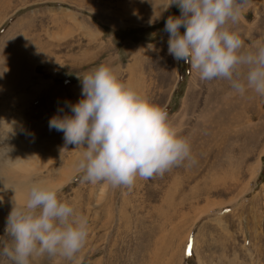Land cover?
<instances>
[{
  "label": "rangeland",
  "instance_id": "rangeland-1",
  "mask_svg": "<svg viewBox=\"0 0 264 264\" xmlns=\"http://www.w3.org/2000/svg\"><path fill=\"white\" fill-rule=\"evenodd\" d=\"M164 2L0 0V173L30 161L29 186L62 185L63 199L89 222L72 260L45 256L38 264H264V97L236 94L227 80L202 81L175 60L164 24L180 9L161 12ZM232 29L245 50L264 46V0H249ZM109 62L124 82L134 71L132 86L167 109L197 162L131 187L81 179L83 148L65 145L48 122L71 114L78 75ZM7 217L0 241L8 239ZM0 264L12 262L0 256Z\"/></svg>",
  "mask_w": 264,
  "mask_h": 264
},
{
  "label": "clouds",
  "instance_id": "clouds-1",
  "mask_svg": "<svg viewBox=\"0 0 264 264\" xmlns=\"http://www.w3.org/2000/svg\"><path fill=\"white\" fill-rule=\"evenodd\" d=\"M172 5L179 6L180 14L169 15L164 24L168 53L190 65L202 81L227 80L236 94L250 90L264 97V46L245 50L240 33L232 29L249 0H165L161 12ZM78 79L81 98L69 103L71 114L53 115L48 126L64 134L65 145L83 148L75 171L84 182L131 187L138 178L195 163L191 141L167 109L124 82L114 62ZM62 190V185L36 181L23 203L14 200L0 256L12 264H38L45 256L75 257L87 242L89 222L74 203L63 199Z\"/></svg>",
  "mask_w": 264,
  "mask_h": 264
},
{
  "label": "bare ground",
  "instance_id": "bare-ground-1",
  "mask_svg": "<svg viewBox=\"0 0 264 264\" xmlns=\"http://www.w3.org/2000/svg\"><path fill=\"white\" fill-rule=\"evenodd\" d=\"M23 72V71H22ZM21 72V73H22ZM129 77L126 79V82L132 86V81L134 80V71L132 74V71H129ZM122 79V78H121ZM123 80V79H122ZM14 86V85H12ZM138 86V85H137ZM135 86L134 88L136 90H139L138 87ZM229 91V90H228ZM226 92V91H225ZM224 92V94H225ZM143 93V92H142ZM227 95V94H226ZM146 96V94H144ZM221 97V96H220ZM228 98V97H227ZM221 99V98H220ZM232 100V99H231ZM228 111V110H227ZM205 115V114H204ZM205 117V116H204ZM208 120V119H207ZM198 122V120H197ZM204 122V121H203ZM199 123V122H198ZM197 123V124H198ZM195 134V133H194ZM24 142V141H23ZM207 149V148H206ZM222 151V150H221ZM20 152V151H19ZM228 153V152H227ZM18 157V156H17ZM230 158V157H228ZM27 159V157H26ZM199 161V160H198ZM33 162V161H32ZM31 162V163H32ZM195 162H197L195 160ZM15 163V162H14ZM5 167V166H4ZM33 164H30L26 161H22L20 159L18 162H16L14 165L7 167L6 170H2L3 172L0 173V182L4 181L5 186L13 187L15 188H7L4 190L3 194L0 195V224L3 222V220L7 217L6 213L9 211V209H12L14 205V200L17 204H21L24 202L27 190L29 188L30 178L34 174L33 171ZM178 167V166H177ZM3 169V166L1 167ZM181 169V168H180ZM225 175V174H224ZM208 176V175H207ZM213 176V175H212ZM226 176V175H225ZM190 177V174L188 175ZM213 178V177H211ZM214 179V178H213ZM213 184V183H212ZM215 184V183H214ZM1 185V184H0ZM211 185V184H209ZM210 188V187H209ZM208 188V189H209ZM3 189V188H2ZM211 190V189H210ZM1 194V193H0ZM9 208V209H8ZM8 209V210H6ZM8 214V213H7Z\"/></svg>",
  "mask_w": 264,
  "mask_h": 264
}]
</instances>
